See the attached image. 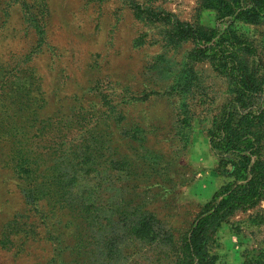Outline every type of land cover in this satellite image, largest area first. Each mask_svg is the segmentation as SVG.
<instances>
[{
    "label": "rangeland",
    "instance_id": "1",
    "mask_svg": "<svg viewBox=\"0 0 264 264\" xmlns=\"http://www.w3.org/2000/svg\"><path fill=\"white\" fill-rule=\"evenodd\" d=\"M168 16L215 24L199 0H0V264H176L225 182L200 122L233 85ZM240 30L264 67V19ZM145 215L153 241L129 233ZM212 255L264 264V202L221 224Z\"/></svg>",
    "mask_w": 264,
    "mask_h": 264
},
{
    "label": "trees",
    "instance_id": "2",
    "mask_svg": "<svg viewBox=\"0 0 264 264\" xmlns=\"http://www.w3.org/2000/svg\"><path fill=\"white\" fill-rule=\"evenodd\" d=\"M199 4L215 14L214 26L171 22L169 16L167 20L171 38L191 39L192 58L206 60L233 85L230 100L212 124L205 128L200 122L225 182L190 224L176 264H217L212 251L221 224L264 202V67L249 60L256 50L240 30L241 25H257L264 19V0H199ZM147 11L145 19L157 21L159 15ZM184 77L189 91L195 79L189 69ZM129 233L151 241L157 237L146 215L130 223Z\"/></svg>",
    "mask_w": 264,
    "mask_h": 264
}]
</instances>
